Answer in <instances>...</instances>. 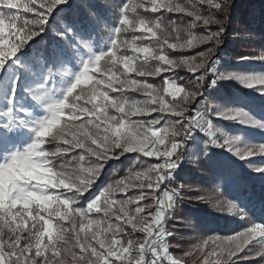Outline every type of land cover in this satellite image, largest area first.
<instances>
[{
  "label": "snow or ice",
  "instance_id": "obj_1",
  "mask_svg": "<svg viewBox=\"0 0 264 264\" xmlns=\"http://www.w3.org/2000/svg\"><path fill=\"white\" fill-rule=\"evenodd\" d=\"M67 4L68 0H0V264H188L190 257L193 264H238L255 257L260 258L257 264H264V200L259 201V220L238 202H227L229 213L247 225L242 230L200 237L180 256L169 251L168 238L175 233L167 225L175 218L178 201L211 203L221 212L225 208L218 188L195 197L184 195L183 183L167 188L187 165L199 167L208 161L221 166L210 151L220 149L247 162L264 183V160L251 159L264 158V137L256 140L264 133V72L221 70L219 60L212 59L214 47L178 59L164 52L165 45L173 50L218 46L230 0H188L187 5L127 0L115 8L117 23L108 29L106 45L98 51L85 43V54L74 38L90 37L66 24L57 32L64 45L40 51L37 63V38L43 39L50 21L61 17V6ZM198 5H207L208 13L202 14ZM162 10L183 13L192 21L181 27L166 23L163 16L142 14ZM91 15L101 19L95 11ZM200 22L219 29L206 27L205 34L197 35L192 29ZM129 31L143 35L122 37ZM149 38L156 41L155 47L138 43ZM124 48L134 55L122 53ZM243 59L264 62V51ZM152 61L158 63L153 66ZM62 65L71 70L57 84L53 69ZM181 67L193 73V87L186 90L165 78L163 92L175 102L129 75L155 77ZM225 81L252 90L259 103L248 98L239 101L244 106L217 101L212 92H219ZM213 116L239 125L248 135L222 130ZM126 154H137L128 175L97 190L108 162ZM141 156L152 162L143 166ZM132 189L136 191L128 195ZM82 199L86 203L81 204ZM186 226L196 230L198 224L190 217ZM135 233L142 237L133 239Z\"/></svg>",
  "mask_w": 264,
  "mask_h": 264
},
{
  "label": "rangeland",
  "instance_id": "obj_2",
  "mask_svg": "<svg viewBox=\"0 0 264 264\" xmlns=\"http://www.w3.org/2000/svg\"><path fill=\"white\" fill-rule=\"evenodd\" d=\"M83 1H89L92 11H95L97 14V17L101 18L99 20L94 19L92 15H89L86 11L84 13V17L81 19L76 20V22H71L67 19H58L55 21V26H51V32H50V38L49 42L51 43L49 45V48L53 45H64V40L60 35H57V32H63L66 24L73 25L77 32L80 34V36L83 37H90L89 39L81 40L80 37L74 38V43H78L82 51L87 54L88 49L84 48V44L87 43L92 50L98 51L100 47L105 46L107 39L110 35L108 32V29L112 26H115L117 23V16L115 12V8L122 5L123 3H126L127 0H68V4L66 6L62 5L61 7H65V12L68 10L70 6H75ZM135 2V0H133ZM144 2H147V0H144ZM175 2L181 3V4H188V0H175ZM200 8L202 14H207L209 9L207 5H198ZM258 9H251L248 17L250 20H253L256 14L258 13ZM16 11V10H13ZM142 11V10H141ZM215 11V10H211ZM143 15L154 18L163 16L164 21L167 22H175L177 25L181 27H185L188 23L192 21L191 17L185 16L183 13H167L165 11L152 13H142ZM25 15H31V14H25ZM54 23V19L51 20ZM50 27V26H49ZM206 27L210 29L211 31H218L219 26L218 25H210V26H204L202 22L199 23V26L195 29H192V31L197 35L205 34ZM7 37V32L5 33ZM143 33L140 32H127L122 33V37L127 39H132L136 36H142ZM175 35V34H173ZM181 40L186 39V36L184 32L182 31L180 33ZM224 37L221 35V43L217 45H198L191 49H170L167 47V45L164 46V52L173 59H178L181 57H191L196 56L200 52H204L207 50L208 47H214L215 52L212 56V59H218L219 60V67L221 70H228V71H235L239 73H254V72H264V62L255 61V60H244V57H252L255 55H259L262 51H264V32H255L251 33L247 29H241L239 32H235L230 36L228 39L229 45H242L246 46V49L244 51V54H241L237 56V59H234V57L229 54L225 53L221 50V45L223 42ZM251 39V41H250ZM171 42H175L174 40ZM139 44L142 46H156V41L152 38L146 39V40H140L138 41ZM49 48L44 47L41 51L47 52ZM39 52L38 51L34 57L36 62H39ZM121 52L127 55H134V53L131 52V50L124 48L121 49ZM152 65H156L158 62L152 61ZM118 71L123 72L124 69L122 66L117 65ZM71 66L69 65H62L57 66L53 69V77L57 84L59 81L65 79V72L70 71ZM129 75H132L135 79L147 82L152 84L154 87L159 88L161 93L165 96V99L168 101H174V98L170 95H167L163 92V89L165 87L164 80L165 78L169 80H174L176 84L180 87L185 88L186 90H191L193 85L191 83V78L193 76V73H190L186 68H177L173 69L170 72H163L158 76L155 77H136L134 73H131ZM196 75H199V73H196ZM224 83V82H221ZM229 85V90H224L219 85V92H216L215 90L212 92L213 97L222 103L225 104H232L236 106H244L240 105L239 101L244 98H248L249 100L253 101L254 104L259 103V98L256 96V93L252 90L245 89L243 86L239 85L235 81H225ZM180 94H178L175 99H179ZM90 106V105H89ZM149 117H144L143 119H148ZM85 119H87L85 117ZM133 119H137V117H133ZM213 122L216 124L217 127H220L224 131H230L232 133H239L244 132L245 135H248L245 130L241 129L239 125H232L231 122L227 121H221L217 117H212ZM258 131V130H257ZM264 137V133H260L256 140L258 141ZM210 151H212L223 163L221 166H218L216 164L210 163L208 161H203V163L199 167H195L192 164H189L185 167L184 170H187L189 168L190 173L194 174L201 169H205L206 173L209 174L208 177V187L210 188V191L212 189L218 188L219 192L221 194V198L225 201V208L224 211L221 212L217 210L213 204L207 203V206H209V212H198L189 215L185 218L184 221H180V225L171 224L170 220L168 222V228L170 231L174 232L175 235L173 236L175 239L178 238V240H184L185 244L183 246L176 244H171V239L173 237H169V251L171 254L180 256L183 254L184 251L189 250L193 244L198 242V238L203 237L206 238L207 235H215L219 234L222 236L231 235L234 234L236 231L242 230L243 227H246L247 225L239 220L238 216L232 215L229 213L227 208V202H238L240 205H242L244 208L248 209L249 213L252 217L256 219H261V212L259 211L258 205L260 200H264V183H262L260 177L258 174L251 171L250 167L248 166L247 162H242L237 160L234 157H231L228 153L223 152L220 149L211 148ZM137 154H126L124 158L128 159L129 161V168L132 166V162L135 160ZM132 157V158H131ZM142 161H146L145 165L147 166L148 162H152L150 158H145L143 156L140 157ZM154 159V158H153ZM254 163H259L261 160H264V158L261 157H253L251 158ZM126 169L127 174L125 176H122L121 178H124L128 175V169ZM120 178V179H121ZM187 179V176L185 174L183 175L182 182H184ZM114 182L107 181L102 185L98 186L97 190L102 189L103 187H106L109 183ZM182 182L175 185V180L167 184V188L171 190L173 187L179 186ZM165 185L161 186V189L163 190ZM55 191V190H52ZM136 189H132L128 192V195H132ZM160 194V193H158ZM123 194H118L117 198H120ZM179 202L177 205L179 206ZM86 203V202H85ZM81 204H84L81 202ZM93 217H95L97 214L92 213ZM193 218V220L198 224V227L196 230H193L192 228L187 227V223L189 222V218ZM180 230L182 232H180ZM131 232V229H129ZM181 233V234H180ZM179 236V237H178ZM141 233H135L133 235V239L141 238ZM259 239V238H257ZM255 244V241L247 245L244 249V251L240 252L238 254L239 257H243L245 252H247L250 248L253 247ZM172 249H177L178 253H173ZM194 258H187L189 264H193ZM237 259V257H233V260ZM256 259L259 261V257H255V262H252L251 264H257ZM252 260V259H251Z\"/></svg>",
  "mask_w": 264,
  "mask_h": 264
},
{
  "label": "trees",
  "instance_id": "obj_3",
  "mask_svg": "<svg viewBox=\"0 0 264 264\" xmlns=\"http://www.w3.org/2000/svg\"><path fill=\"white\" fill-rule=\"evenodd\" d=\"M231 8L228 12L226 21L224 23L225 32L222 34L224 37L221 50L225 53L231 54L234 59H237L239 55L244 54V51L246 49V46L242 45H229L228 39L232 34L235 32H239V30L247 29L251 33H255L257 31L264 32V0H230ZM89 1H83L82 3L70 6L68 10L62 14L61 17L54 19V23L50 21V27L48 28L47 34L44 35L43 39H38L39 41V51L44 49V47L49 48V45L51 44L49 40L50 38V32H51V26H55V21L60 19H67L71 22H76V20L81 19L84 17V13L87 11L89 15H91L92 10L88 7ZM251 9H258V13L254 17L253 20H250L248 17V14ZM219 15V14H217ZM251 41V39H250ZM38 52V51H37ZM221 88L224 90H229V85L227 83H221ZM112 96L119 95L118 93H109ZM129 96H132L137 99H142L143 97L134 92L127 93ZM46 148H54V144H46ZM79 151V150H77ZM132 158V157H131ZM129 168V161L128 159L122 157L119 161H110L106 165V167L103 170L102 176L99 179V181L96 184V189H98L99 185L104 184L107 181H115L117 179H120L122 176H125L127 174L126 169ZM187 176V179L182 182L183 175ZM208 177L209 174L206 173L205 169H201L200 171L191 174L189 168L187 170H184L181 176L177 179H175V185L182 182L186 185V187L183 189V193L185 196L188 197H195L200 194H207L210 191V188L208 187ZM187 186H191L192 190H189ZM82 203H85V200H81ZM198 212H209V206H207V202H199L196 200H180L179 206L176 205L174 216L175 218L172 219L171 224L180 225V221H184L186 217H188L191 214L198 213ZM180 232H182L180 230ZM181 234V233H180ZM179 237V236H178ZM184 240H178L173 237L171 239V244L181 245L183 246L185 243ZM173 253H178L179 251L177 249H172ZM237 260V259H235ZM252 262H255L254 259L244 261L239 260L238 264H251ZM256 262L258 260L256 259ZM189 264V263H188Z\"/></svg>",
  "mask_w": 264,
  "mask_h": 264
}]
</instances>
